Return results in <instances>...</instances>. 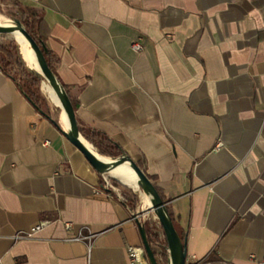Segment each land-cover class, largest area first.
I'll use <instances>...</instances> for the list:
<instances>
[{
	"label": "crops",
	"instance_id": "crops-1",
	"mask_svg": "<svg viewBox=\"0 0 264 264\" xmlns=\"http://www.w3.org/2000/svg\"><path fill=\"white\" fill-rule=\"evenodd\" d=\"M19 2L42 12L78 120L139 162L187 255L256 264L264 255V0ZM109 177L0 69L2 264H130L139 206L133 213L130 186ZM44 219L34 235L15 237ZM79 230L93 234L90 246L68 239Z\"/></svg>",
	"mask_w": 264,
	"mask_h": 264
},
{
	"label": "water",
	"instance_id": "water-1",
	"mask_svg": "<svg viewBox=\"0 0 264 264\" xmlns=\"http://www.w3.org/2000/svg\"><path fill=\"white\" fill-rule=\"evenodd\" d=\"M22 34L30 49L32 50L37 67L29 68L36 74L42 77V82L47 83L53 93L58 99V103L52 100L60 109L64 112L67 120L65 128H61L57 122H53L57 128L60 129L61 133L84 155L89 164L101 175L111 176V172L122 165H129L136 174V186L141 190L143 195L148 199L149 206L143 211L144 213H153L156 217L159 225L162 228L163 235L167 242V263L166 264H187V249L186 239L181 237L175 228L173 219L169 213L167 207V201L164 200L159 194L155 187V184L142 170V168L133 160L126 152L122 151L118 156L114 158H108L99 155L93 150L92 146H89L84 142L86 141L81 135L77 123L75 109L71 102V99L64 87L59 80L58 76L49 67L46 60V49L41 48L37 42L31 37L22 25L20 19L16 16H11L0 22V34ZM17 44L19 45L17 39ZM22 58V50H21ZM25 60V59H24ZM139 214H134L133 218L136 221L138 232L141 239V245L144 248L147 260L149 264H159L154 250L149 244L146 238V232L143 224L139 220Z\"/></svg>",
	"mask_w": 264,
	"mask_h": 264
},
{
	"label": "trees",
	"instance_id": "trees-1",
	"mask_svg": "<svg viewBox=\"0 0 264 264\" xmlns=\"http://www.w3.org/2000/svg\"><path fill=\"white\" fill-rule=\"evenodd\" d=\"M7 11L11 12V16L18 17L26 31L37 42V44L41 48L46 49L47 64L57 75L55 70L56 59L46 46L49 30L43 19L42 12L37 7L21 4L19 0H0V13L5 15ZM0 69L15 81L22 93L38 111L49 118L52 122L58 123V121L53 116V109L56 106L52 102H48L40 92V83L42 81V77L36 74L26 65L25 60L22 58L20 48L16 42H10L7 44L0 43ZM63 85L70 97L67 86L65 84ZM70 99L74 109H76V102L71 97ZM77 123L81 135L93 145L95 151L99 155L114 158L122 152L118 144L102 131L85 126L78 120V118ZM136 162L140 166L139 162ZM109 180L117 185H120L119 181H117L115 178L109 177ZM155 187L161 197L164 199L162 193L159 191V188L157 186ZM128 195L129 197L125 203L131 207V210L134 213L137 210V207L140 205V201L137 195L132 193L129 189ZM169 213L173 219L170 211ZM139 220L145 228L146 238L153 248L154 254L159 264H166L168 253L165 237H159L155 232L152 231L146 222L142 221L141 219ZM158 257L161 259V261Z\"/></svg>",
	"mask_w": 264,
	"mask_h": 264
},
{
	"label": "built area",
	"instance_id": "built-area-1",
	"mask_svg": "<svg viewBox=\"0 0 264 264\" xmlns=\"http://www.w3.org/2000/svg\"><path fill=\"white\" fill-rule=\"evenodd\" d=\"M132 47L134 50H140L141 45L137 42H134L132 44ZM220 143V141L217 142V144ZM49 220H41L37 224L31 227V229L28 232H25L23 234H16V238H26L34 235L36 232L41 230ZM72 227L71 222H65V228L68 230ZM93 238V234L90 232H84L83 230H79L76 234L69 237V240H87L88 245L90 246L91 241ZM127 254L129 258L130 264H149L147 257L145 256L144 248L141 244H129L127 246ZM186 263L187 264H210L209 261L199 259L195 255H187L186 257ZM0 264L2 262L0 261ZM256 264H264V255L263 257L256 263Z\"/></svg>",
	"mask_w": 264,
	"mask_h": 264
},
{
	"label": "bare ground",
	"instance_id": "bare-ground-1",
	"mask_svg": "<svg viewBox=\"0 0 264 264\" xmlns=\"http://www.w3.org/2000/svg\"><path fill=\"white\" fill-rule=\"evenodd\" d=\"M2 21H4V19H2V17L0 16V22H2ZM14 35L17 38V41L19 43L20 49L22 50V54H23L25 61L28 64H30L31 67H37V63H36L34 54H33L32 50L30 49L25 37L18 32L15 33ZM43 88L48 93L50 99H52L58 103V99H57L56 95L53 93L51 87L47 83H43ZM60 114L62 116L63 122L67 125V120H66V116H65L64 112L61 111ZM84 142L89 146L88 142H86V141H84ZM110 174L115 176L118 180L122 181L123 183L129 185L134 190H138V188L136 186V178H137L136 174L129 165H122V166L118 167L117 169L113 170ZM145 200H146V204L148 205L149 201L146 197H145ZM143 201H144V198H143Z\"/></svg>",
	"mask_w": 264,
	"mask_h": 264
},
{
	"label": "rangeland",
	"instance_id": "rangeland-1",
	"mask_svg": "<svg viewBox=\"0 0 264 264\" xmlns=\"http://www.w3.org/2000/svg\"><path fill=\"white\" fill-rule=\"evenodd\" d=\"M0 16L2 17V19L6 20V19H9L11 17V12L7 11L6 14H1L0 13ZM16 36L14 34H0V43L1 44H7V43H10V42H16ZM17 43V42H16ZM19 46V45H18ZM20 48V46H19ZM21 51V49H20ZM26 62V61H25ZM26 65L29 67L28 63L26 62ZM46 83V82H45ZM40 92L42 94V96L48 101V102H52L53 101L50 99L48 93L45 91V89L43 88V82L41 81L40 83ZM112 177V175H111ZM114 177V176H113ZM118 181V180H117ZM113 183V182H112ZM115 184V183H113ZM116 185V184H115ZM122 187V186H121ZM128 189H130V187H126V189L123 188V192H128ZM136 192L140 195V198H141V202H140V205L138 207V212H136V214H139V219H141L142 221L146 222L147 225L152 229L153 232H155L159 237H164L163 235V231H162V228L161 226L159 225L156 217L155 219H151V216H153L151 212L149 213H144L143 211L149 206L146 204V200H145V196L143 195V193L141 192L140 189L136 190ZM143 195V196H142ZM143 198H144V201H143ZM141 244V241L140 243ZM155 248V247H154ZM159 258V257H158ZM159 260L161 261V259L159 258ZM161 263V262H160Z\"/></svg>",
	"mask_w": 264,
	"mask_h": 264
}]
</instances>
